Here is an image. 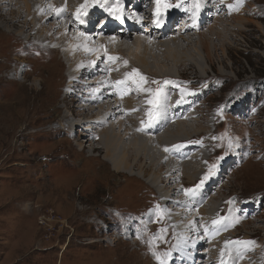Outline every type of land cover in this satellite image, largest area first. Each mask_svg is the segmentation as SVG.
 I'll list each match as a JSON object with an SVG mask.
<instances>
[{
    "label": "rangeland",
    "instance_id": "rangeland-1",
    "mask_svg": "<svg viewBox=\"0 0 264 264\" xmlns=\"http://www.w3.org/2000/svg\"><path fill=\"white\" fill-rule=\"evenodd\" d=\"M195 1L190 5L194 6ZM203 1L222 14L209 18L211 24L201 31L208 39L209 53L203 49L193 24L191 29L186 27L190 30L184 35L190 45L182 41L178 43L181 53L176 51L183 55L184 66L171 65L160 56L162 51H155L161 65L173 67V74L180 79L178 86L172 85L179 94H171L173 99L169 98L164 108L181 98L188 104L189 113L165 115L164 123L171 118L166 128L156 130V136L146 132L155 120L149 113L161 103L165 81L171 82L170 78L144 82L149 97L163 87L157 96L143 101L146 105H140L144 106L142 112H129L133 125L129 124L131 116L126 115V107L139 101L131 94L142 89L141 84L136 85L138 78L128 76L127 89L120 88L124 95L120 92L118 100L111 101L123 104L124 124L140 137L152 135L157 139L177 121L187 125L185 136L172 138H178L176 141L166 137L157 145L152 140V147L164 154L165 162L177 168L168 176L163 163L166 179L158 191L147 182L160 174L150 173L146 178L135 168L134 178L128 170H113L105 161L104 151H90L93 145L100 148L104 127L86 144L92 133L88 129L97 127L98 119L87 118L86 112L77 107L91 103L85 100L90 90L85 81H94L98 75H90L75 88L79 100L65 99V89L74 92L67 77L68 64L51 49L53 45L34 42H50L52 37L41 30L24 33L23 27L0 23V264H164L165 258V264H172L174 254H179L180 262L201 264L203 254L209 252L205 259L209 264H264V0ZM187 7L183 3L175 11H167L173 16ZM164 13L161 9V17ZM216 20L223 26L217 28L220 38H214L209 30ZM178 21L184 20L174 25ZM107 23H92L90 33L100 35ZM45 28L49 32L51 24ZM70 35L72 41L63 42L66 47L70 42L71 47L78 36L73 30ZM123 61L118 57V62L112 64L102 62L107 77L101 76L104 85H109L110 77L119 76L125 67ZM121 63L120 70L115 71ZM196 64L203 65L199 66L203 72ZM153 99L155 103L150 105ZM66 117L74 119L71 129L61 127ZM180 140L183 142L176 145ZM188 163L196 168L195 178L179 179L178 165L186 167ZM171 178L174 181L170 182ZM195 187L203 192L196 199V195L187 197ZM167 212L169 221L178 225V237L166 219ZM184 212L190 216L185 217ZM185 233L192 236L186 249L178 243Z\"/></svg>",
    "mask_w": 264,
    "mask_h": 264
},
{
    "label": "bare ground",
    "instance_id": "bare-ground-1",
    "mask_svg": "<svg viewBox=\"0 0 264 264\" xmlns=\"http://www.w3.org/2000/svg\"><path fill=\"white\" fill-rule=\"evenodd\" d=\"M191 1L185 0L182 2L180 1L176 2V0H161V5H164V4L169 5V7L165 9L173 8L175 11L176 9H178V7L182 6L183 3H185V5L189 7V8L187 7V10H185L182 13L176 12L173 16L171 15L167 16V17H171V20L182 17L179 19H184V22L178 23V25H180V28L174 27V24H173L170 28H167L162 33H157L151 26H149V23L147 24V21H146L147 18L151 17L155 13L154 9H155V5H157V0H140L141 3H146L147 5L146 11L145 9H143L144 6L139 4L140 2L137 4L135 3V0H11V3H7L4 0H0V23L7 22L9 23L8 25L12 27H16V28L23 27L22 31L23 32L25 31L24 33L32 31V34H35L36 33L35 30H41L40 32L43 34L45 33L46 36L48 34L47 37H50V38L52 37L51 39H49L50 42L48 40L41 41L38 39L34 40V42H36L35 45L38 43L43 44V42H47L50 45H53L54 48L50 46L51 49H53L54 52L59 54L60 59H62L64 63L66 62L68 64L66 66L69 71V73H67V77L69 78L70 88L74 90V92H71L69 90L67 92V90L65 89L66 91L65 96H64L65 99H68L69 97V99L73 98L74 100H79L77 99V95H76L77 89L75 88H79L80 84L84 82L83 80L88 78L90 75L92 74L98 75V77L96 75L97 78H94L95 79L94 81H91V82L85 81V86H88V89H90L88 93L86 94L88 98H86L85 100L87 101L89 100V102L91 103L84 105L83 107H79V106L77 107L78 111L80 110V111L86 112L87 118L93 120L92 119L93 117L94 119L97 117L98 119L97 120L98 126L88 129L89 131H92V133L88 135L89 139L87 138L88 140H85L86 144L90 142V137H92L93 140L95 139V135L97 136V133L100 131L99 128L104 127V129H106L107 131L104 130V132H102V137L100 138L98 142L100 148L97 147V145L96 146L93 145V147L91 146L90 151L95 152L99 149L104 151L105 161L112 167L113 170H115L116 172H121V170H126V173L128 170V173L130 172L131 176H133L134 178H136V175L135 173L133 174L132 171H135V168H138V170L141 171V174L143 173L145 177L146 175H149L150 173L160 174V176H158L157 178L153 177L151 178L152 180L148 179V182H147L151 188L153 187L157 190L159 186L166 179L165 178L166 176L163 175L164 170H165V168L163 167V163L165 164V166H167L166 172H168V176H170L169 174H171V172H173V170L175 171L177 168L175 169L176 166H174L173 164L169 163L168 165L167 162H165V159L163 156L164 154L159 152L160 150H157L156 148L152 147V144H153L152 140L155 139L151 137L152 135L150 137H147V136L140 137V136L135 135L134 130L126 127V125L123 122L124 118L121 116V115L123 116L125 115V111L123 109L121 110V107L123 106V104L116 105L114 104V102H116L118 100V97H120V94H121L120 92H122L120 91V88L122 87L124 89H127V86H128L127 73H129L130 70H138L142 76L146 77V80L158 79L162 77L166 80L167 78H170V81H171V82L165 81L164 86L166 90L164 89L165 91H163L164 96L163 97L161 96L162 101L160 104L154 105L153 107L154 109L153 114L155 116V120L152 124V128L150 127V125H148V128L146 129V132L148 134H153L160 127H163V126H165V128L167 127L171 118L168 119L166 123H164L165 120L163 116L168 115V117L169 116L177 117V116H180V115L182 116L183 114L189 113V111H187L188 104L185 101H183L181 98L176 99L174 103L171 102L173 103L172 106L170 107L167 106L164 108V104L166 102L168 103L169 101L168 99L169 98L173 99L172 97H170V95L176 94L177 90L174 91L173 89L174 87L172 88V85L176 84L178 86V84L180 83V79L177 78L175 74H173L174 73V71L172 72L173 67H166L165 65H161L162 63H160L161 61H159L160 59L159 57H157L158 54H155V51L156 50L162 51L163 53L160 56L164 57V59L167 62L171 63V65L175 64L178 66L179 64V66H182L183 62L181 61L184 57L183 55L179 54V52L178 53L176 52L177 50L180 51V49L178 48V43L183 41L184 44L186 43L190 45L189 44L190 42H188V39L184 38V35L185 33L187 34L188 30L192 28V24H193V27H194L193 30L198 33L203 49L207 53H209L210 45L208 44V39L205 37V35L203 36L201 34V31L204 30L208 24H211L210 23L211 20L210 21L208 20L209 18H214L215 15L220 16L222 14L219 11V9H217L218 11L216 10V8L213 9V6H210V3L209 5H207L206 3H204L203 0L195 1L196 3L200 4V8L197 10L193 5H190L189 2ZM186 3L187 4L189 3V4L187 5ZM101 4H103V7H101ZM81 5H86V7L81 8ZM13 6L16 7L17 10H13ZM58 8L64 9V11H62L59 15H57L55 11V9H58ZM77 9H80L79 18H77V15H76ZM113 9H119L120 15H121L120 19H118L116 15L115 16L112 15L110 10H113ZM191 10L193 11L192 16H191ZM185 12H188V13H185ZM208 13L210 14L209 17H208ZM107 15L109 16L108 18L105 17ZM8 16H11L12 19L13 18L14 19L8 20L7 19ZM131 16L133 18H131ZM174 16L175 18H173ZM223 17L224 16H222V18ZM158 18L161 19V14L158 15ZM105 19L108 20V23L107 25L105 24L103 28L101 29L102 30L100 32L101 34L99 35L96 32L95 33L92 32L91 34L90 32L92 30V23H95L96 21L106 22ZM176 19L174 20V22L176 21ZM216 22L214 24L212 23L211 27L209 26L210 27L209 30H211L212 36H214V38H220L221 32L218 31L219 29L217 30V28L221 27L220 26L221 23L217 20ZM48 24H51V28H50L51 32L50 31L48 32L45 28V25H48ZM127 24L128 26L131 27V29L129 30L124 29L125 27L124 25H127ZM143 24L145 27L147 26L148 29H145V27L142 26ZM221 28H223V26ZM72 30L73 32L78 34L76 40L77 41L81 40L80 44L76 43L75 42L76 40H75L71 44V47H70L71 42L68 43L69 46L66 47V44H64L63 42L65 40L66 41L71 40L72 35H70V31ZM30 35H27V36L30 37ZM89 35H94V37L91 36L90 38L88 37ZM186 36H188L189 38L191 37L189 35H186ZM73 38H75V36H73ZM98 43L99 45L97 46ZM173 47H176V49H174ZM209 56L210 55H208V57ZM109 57L124 58L123 63L125 67L122 68L121 71H119V76L114 77V78L113 76L110 77L112 79L109 80V85L107 83V86H106L104 84L106 83L105 79L107 80V77L104 75L105 73L103 71L105 68L104 66H102V62H105V63L107 62L111 64L114 62H118V59L113 60V59H109ZM123 63L116 65L114 67L115 71L116 69L120 70L121 65H123ZM199 66H203V65H199ZM198 70L199 71L201 70L200 67L198 68ZM201 72L203 71L201 70ZM101 76H104L105 79L101 78ZM119 81H122L123 83H117ZM163 83L164 81L161 82V84ZM137 84L138 83H136V85ZM99 86L100 87L102 86V87L98 88ZM141 86H142V89H140V91H137L136 89H135L136 91L134 92H132L133 90H130V91L127 90V92L129 93L132 92L131 94L135 96L134 99L138 97L139 101L136 102L135 106L127 105L126 115L129 114L131 116V113L129 112L141 111V109H144V106L146 104L144 105L143 101L149 97V94L147 93V88L144 82L143 84H141ZM130 87L132 86L129 85V88ZM162 87L158 89L159 92H161L160 90ZM182 88H186V87H182ZM107 89H110V90L107 91ZM179 92H177V94H179ZM151 98H153V96L149 97V99ZM112 100L114 102H111ZM124 101H122V103ZM103 102L105 104H103ZM131 103H133V101H131ZM142 104L144 105L143 107L140 106ZM146 109H148V106L146 107ZM71 116H74V115H71ZM132 116H131V119L129 118V120H131L129 123L130 125L133 121ZM89 119H87L86 121H89ZM73 121L74 119H69V117L64 118L62 125H61V127H63L62 129H71L73 127L72 125ZM82 122H83L82 124L84 125V121ZM82 124L81 125L77 124L76 126L80 125V127H83ZM170 125L171 126L175 125V126L173 127L168 126L166 130L164 129L165 131L160 129L164 131V133H166L167 131L168 132L166 134L164 133L160 134L161 137H158L157 135L156 137L157 139H155V141L157 142V145L159 144L161 145V143H163V140H165L166 137H167L166 138L167 140L168 139L171 140L173 137L185 136L183 131L187 129V125H183V121H182V124L180 121H177L174 124H170ZM93 129H95V131H93ZM117 129H119L120 133H117L116 131ZM76 130L78 131L79 129L77 128ZM177 139H172V140L176 141ZM181 142H183V140L178 141L176 145H180ZM178 169L180 170L179 179L183 178V179L193 180L195 178L194 171L196 172L195 170L196 168L193 167L191 164L188 163L186 167L178 165ZM139 175H140V172H139ZM171 180L174 181L173 178L170 179V182H172ZM167 187L169 186L167 185ZM199 189L200 187H195L194 191L192 192L190 196H188L189 193H187V197L191 198L194 195H196L194 196L195 197L194 199H196V197H198L200 193L203 192L202 190H199ZM197 192L198 194H196ZM156 194L159 197H163L161 195V192H158ZM163 203H164V200H163ZM169 203H172V201H170ZM188 213L189 212H184V214H186L184 216L189 217L190 214ZM168 214H169L168 212L165 213L166 219L168 220L169 224H171L170 227L173 229V231L175 230L176 237H178V234L180 233V230L178 229V225L175 222H173L172 224L171 220L169 221ZM184 216L183 218H185ZM187 222L188 221H186V223ZM189 225L193 227V224L189 223ZM181 228L182 227H180V229ZM183 237L184 238L182 240L181 238L178 240V243L182 244L183 248L186 249L187 245L189 246L188 243L189 242L191 243L190 237L192 238V236L188 237L186 236V233H185ZM183 240H186V241H183ZM175 248L178 249L179 246H176ZM189 252L191 253V251ZM208 255L210 256V252L203 254V257L201 258L202 259L201 264L208 263V262L205 263V261L207 260L206 257ZM174 258L175 260H179L180 262L179 254H174ZM175 260L172 262V264H178V263H175ZM166 261L167 260L165 258L163 260V263L165 264ZM180 264H187V263L181 261Z\"/></svg>",
    "mask_w": 264,
    "mask_h": 264
},
{
    "label": "snow or ice",
    "instance_id": "snow-or-ice-1",
    "mask_svg": "<svg viewBox=\"0 0 264 264\" xmlns=\"http://www.w3.org/2000/svg\"><path fill=\"white\" fill-rule=\"evenodd\" d=\"M86 7V5H81V8H85ZM101 7H103V4H101ZM161 7H163V8H167V7H169V5H167V4H164V5H161V0H157V15H159V13H160V10H161ZM194 7L198 10L199 8H200V4L199 3H196L195 5H194ZM231 7V6H230ZM55 11H56V13H57V15H59L62 11H64V9H55ZM111 11V13L113 14V15H116L117 16V18L118 19H120L121 18V15H120V11H119V9H113V10H110ZM77 18H79V16H80V9H77ZM109 59H113V60H115V59H118L117 57H109ZM125 63H127V62H125ZM128 76H129V78H138V85L139 84H142L143 82H145L146 81V77H144V76H142L140 73H139V71L138 70H133V72L132 73H129L128 74ZM117 83H123L122 81H119V82H117ZM155 83V82H154ZM159 94V90H157L155 93H153V96L155 97V96H157ZM149 103L150 104H154L155 103V99H153V100H150L149 101ZM149 116H150V119L151 118H154V114L153 113H149ZM144 129L143 128H141L140 129V131H143ZM165 151H169V149H167V148H165ZM222 159V158H221ZM215 166H213V168H214ZM212 174V170L210 169V171H209V175H211ZM204 179L206 180V179H208V176H205L204 177ZM201 183H203V181H201ZM189 192H191L192 190L191 189H189L188 190ZM219 221H216V222H214V223H218Z\"/></svg>",
    "mask_w": 264,
    "mask_h": 264
}]
</instances>
